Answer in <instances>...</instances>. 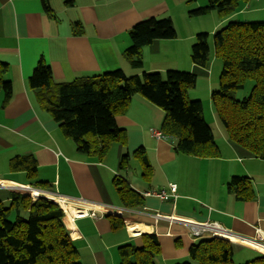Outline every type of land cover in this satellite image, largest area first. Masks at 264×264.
Segmentation results:
<instances>
[{"label":"crops","instance_id":"obj_1","mask_svg":"<svg viewBox=\"0 0 264 264\" xmlns=\"http://www.w3.org/2000/svg\"><path fill=\"white\" fill-rule=\"evenodd\" d=\"M201 1L51 0L52 12L48 14L41 0H0V69L1 63H5L2 79L12 85L8 98L0 84V181L29 185L91 204L83 207L88 214L75 217L74 225L67 223L69 214L64 217L82 264H121L119 248L126 244L142 247L147 240L145 233H155L160 242L156 264L189 260L190 247L198 239L194 240L183 223H171V216L214 221L247 238L246 242L253 243L249 238L264 242V158L232 142L215 111L211 121L221 135L220 138L214 133L220 155L198 157L178 152L172 136H153L151 128L161 130L166 113L143 95L135 94L126 112L116 117L118 126L125 129V142H114L104 158L99 159L78 151L76 143L40 105L37 91L29 85L41 58L51 66L56 82H70L119 68L128 76L146 71L164 73L169 69L196 73L202 67L192 61L190 45L200 32L190 23L191 17L197 16L190 11L202 5ZM151 17H171L177 36L156 39L144 46L143 64L137 67L125 54L131 45L129 33L136 23ZM192 91L191 98L197 92ZM142 148L148 168L135 154ZM126 153L129 159L126 168H122ZM22 155L35 157L34 178L26 170L11 168L13 159ZM116 176L124 177L142 195L143 204L124 206L114 185ZM234 176L249 177L254 195L240 199L230 191L228 183ZM171 184L177 185V194L168 200L146 194L149 190L170 193ZM12 191L0 186V202L9 205ZM101 207L123 212L112 213ZM158 213L161 218L156 216ZM107 214L123 217L124 222L115 228L113 218ZM129 223L145 224L152 229L133 233ZM234 243L237 249L260 252L246 243Z\"/></svg>","mask_w":264,"mask_h":264},{"label":"trees","instance_id":"obj_2","mask_svg":"<svg viewBox=\"0 0 264 264\" xmlns=\"http://www.w3.org/2000/svg\"><path fill=\"white\" fill-rule=\"evenodd\" d=\"M41 1L51 14V0ZM235 6L237 0H208L207 5L190 14L198 16L215 9L223 16L232 13ZM129 34L131 45L125 54L134 66L141 67L143 47L156 39L175 38L177 30L171 17H151L136 23ZM209 35L198 33L191 51L194 64L204 68L210 64ZM213 40L215 52L223 60L220 87L211 94L213 106L228 138L264 158V21L229 20L214 32ZM4 71L5 63H1L0 84L10 98L12 85L3 81ZM197 78L194 72L177 69L128 76L119 68L70 82H56L51 66L41 58L29 78V85L37 91L40 105L60 123L81 153L102 159L114 142L124 143L125 129L118 126L116 117L126 112L135 94H141L164 109L161 130L176 139L178 152L214 158L220 155V148L204 116L203 102L189 95L196 87ZM250 79L255 81L251 94L236 98V90ZM135 154L148 168L145 150L138 149ZM128 159L129 153L124 154L122 168H126ZM11 168L26 170L34 178L36 159L33 155L17 156ZM114 185L125 207L143 204L142 195L124 177L116 176ZM228 188L240 199L254 195L247 176H234ZM13 213L15 219H11ZM107 215L113 218L115 228L124 222L123 217ZM64 217V209L57 201L45 197L32 201L26 193L12 191L9 205L0 202V264H82ZM143 236L147 240L142 247L126 244L119 248L121 264H156L155 256L161 252L157 235L145 233ZM236 249L237 245L225 238H200L190 247V259L177 264H193L192 261L236 264ZM255 253L244 264H264V254Z\"/></svg>","mask_w":264,"mask_h":264},{"label":"rangeland","instance_id":"obj_3","mask_svg":"<svg viewBox=\"0 0 264 264\" xmlns=\"http://www.w3.org/2000/svg\"><path fill=\"white\" fill-rule=\"evenodd\" d=\"M202 5L199 6H205L208 4V0H202ZM195 7V8H196ZM236 13V14H235ZM234 14V15H233ZM230 18L227 19L228 16ZM234 16V17H232ZM239 20V21H264V0H237V6H235L234 11L228 15H221L218 13L217 10H210L206 14H202L200 16H192L191 17V24L195 25L196 32H207L209 33V44H210V64L209 69L205 70L206 68H201L202 70L196 71V74H198L196 87L191 89L195 94H193L195 97H192L194 99H202L204 108H205V114L206 118L209 123H211V126L213 127L214 133L217 137L221 138V135L214 125V123L211 121V114L214 111L216 113L217 118L219 119L217 112L212 104L211 101V94L213 90L219 89L220 87V77L223 69V60L221 57L217 56L215 52V46H214V40L213 35L214 32L217 29H221L229 22V20ZM221 21V24L219 22ZM218 24V25H217ZM190 28V27H189ZM182 34H185V31L182 30ZM192 48V44L190 45ZM180 70V69H177ZM180 71H186V69H181ZM189 72V71H186ZM255 84L254 80H248L243 88H240L236 90L235 97L238 99H243L246 96H249L252 92V88ZM197 94V95H196ZM220 121V119H219ZM221 127L226 131L224 128L222 122L220 121ZM227 134V132H226ZM32 201L36 200L39 197H34L31 194H27ZM25 215V214H24ZM11 219H15V213L11 215ZM261 253V251H260ZM263 254V253H262ZM256 253L250 249L247 248H238L236 249V253L234 256V261L236 264H244L247 261L254 258ZM193 264H199L198 262L192 261Z\"/></svg>","mask_w":264,"mask_h":264},{"label":"bare ground","instance_id":"obj_4","mask_svg":"<svg viewBox=\"0 0 264 264\" xmlns=\"http://www.w3.org/2000/svg\"><path fill=\"white\" fill-rule=\"evenodd\" d=\"M2 184L5 187L19 188L22 191H25L26 193H30L34 197H46L48 199L58 201L65 209H67V211L70 215L69 217L66 218L67 223L69 225H74L72 223H73V220L75 219V217L72 216L71 212H73V214H80V212H83V211H81L79 209V207L83 208V207L91 206V204H87L84 201L70 199V198L62 197L60 195L49 194V193H46V192L41 191L39 189H36L34 187H31L29 185L11 184L10 182H2ZM93 207L98 208V206H93ZM101 209H103L105 211L112 212V213H122V210L119 208L101 207ZM83 210H84V212H86V209H83ZM129 229L131 232L136 233V232H140V231H144V230H151L152 228L150 226L145 225V224L129 223ZM214 229L216 230L217 235H219L221 237L232 239L233 241H236L238 243H246L250 247H256L259 249V251H264V247H263L264 242L249 238L250 241H253V243L251 244V242H246L245 239H247V238H245L243 236H239L238 234L233 233L229 229L224 230L218 226L215 227Z\"/></svg>","mask_w":264,"mask_h":264},{"label":"built area","instance_id":"obj_5","mask_svg":"<svg viewBox=\"0 0 264 264\" xmlns=\"http://www.w3.org/2000/svg\"><path fill=\"white\" fill-rule=\"evenodd\" d=\"M151 133H152L153 136H155V137H157L159 139L160 138H164L166 136V134L162 130H158V129L154 128V127L151 128ZM2 182H7V181H4V180L0 181V186L5 187L2 184ZM11 184H14V183H11ZM18 185H21V184H18ZM8 188H11L13 191H18V192H21V193H25V191H22L19 188H14V187H8ZM170 190H171L170 193L167 192L166 190H149V191L146 192V194L147 195L157 196V197H159L162 200H168L172 196H176V194H177V185L176 184H171L170 185ZM61 207L64 209L65 215H68L69 213H68L67 209H65L62 205H61ZM79 209L81 211H83V212H80V214H74V215H72L73 217L85 216V215L88 214V211H87L88 209H86V212H84L83 208L79 207ZM122 212H123V210H122ZM156 216L160 217V218L162 217V215L160 213H158ZM169 218H170L171 223L172 222H179V223H183L184 225H186L188 230H189V232H190V235H192L194 240L200 239V238H208V237H221V236L217 235L216 230L214 229L217 226L220 227L221 229L226 230V228H224L222 225H220L219 223L214 222V221H212V222H210V221L197 222V221H192V220H190L188 218H185V217H177V216H171V217H168V219ZM221 238H225V237H221ZM225 239H228V238H225ZM228 240H230L232 242H236V241H233L232 239H228ZM253 248L258 249L256 247H253ZM261 253L264 254V251H261Z\"/></svg>","mask_w":264,"mask_h":264},{"label":"water","instance_id":"obj_6","mask_svg":"<svg viewBox=\"0 0 264 264\" xmlns=\"http://www.w3.org/2000/svg\"><path fill=\"white\" fill-rule=\"evenodd\" d=\"M26 193V192H25ZM26 194H30V193H26ZM46 198V197H45Z\"/></svg>","mask_w":264,"mask_h":264},{"label":"clouds","instance_id":"obj_7","mask_svg":"<svg viewBox=\"0 0 264 264\" xmlns=\"http://www.w3.org/2000/svg\"><path fill=\"white\" fill-rule=\"evenodd\" d=\"M56 201V200H55Z\"/></svg>","mask_w":264,"mask_h":264}]
</instances>
